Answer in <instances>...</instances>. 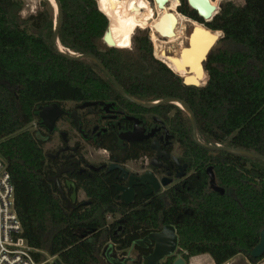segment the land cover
<instances>
[{
	"label": "trees",
	"instance_id": "1",
	"mask_svg": "<svg viewBox=\"0 0 264 264\" xmlns=\"http://www.w3.org/2000/svg\"><path fill=\"white\" fill-rule=\"evenodd\" d=\"M180 1V13L203 22L187 0ZM59 3L58 40L63 48L99 60L133 99L185 103L205 146L220 145L264 157V0H225L221 12L206 23L223 36L221 48L208 56L207 80L201 87L185 86L153 57L147 32L133 37L130 52L107 46L103 36L109 21L96 0ZM209 3L216 9L212 0ZM22 9V0H0V157L14 186L22 236L38 251L34 258L44 262L41 252H45L56 257L51 264H108L102 250L110 240L125 248L138 231L174 224L178 252L186 261L205 254L214 264H225L237 255L256 261L251 251L264 231V162L200 145L192 138L189 115L171 104L158 108L176 109L171 125L186 160L196 167L198 189L192 184L181 193L155 196L149 206L124 216V234L118 238L113 235L116 223H106V214L117 208L101 177L81 184L90 197L87 207L68 210L55 198L45 157L34 134L25 128L37 119L40 107L120 94L94 61L72 60L58 52L53 41L56 15L44 8L23 18ZM200 77L197 65L190 80ZM209 166L223 194L208 190L205 170ZM187 208L191 215L183 214ZM172 263L173 258H168L164 264Z\"/></svg>",
	"mask_w": 264,
	"mask_h": 264
},
{
	"label": "flooded vegetation",
	"instance_id": "2",
	"mask_svg": "<svg viewBox=\"0 0 264 264\" xmlns=\"http://www.w3.org/2000/svg\"><path fill=\"white\" fill-rule=\"evenodd\" d=\"M116 90L120 95L56 104L60 111L46 113L45 120L39 117L42 107L38 108L33 134L45 157L47 180L54 196L68 210L81 205L87 207L90 197L81 184L88 183L95 176L101 177L105 188L113 194L117 208L116 212L106 214V221L118 217L106 223L107 226L116 223L113 235L118 238L124 234L125 215L138 207L149 206L155 196L181 193L189 190L192 184L198 189L200 178L196 167L186 160L185 150L171 125L176 109L158 108L163 104L150 106L158 101L128 98L117 87ZM205 171L209 178L208 190L218 193L214 189L217 186L214 177L213 180L210 177V172L213 176L212 167ZM152 177L157 187L151 182ZM119 188L126 192H120ZM122 194L125 200H130L129 204L122 201ZM192 213L190 208L183 212L184 215ZM181 217L178 215L176 222ZM167 225L175 227L174 224ZM162 228L138 231V237L125 248L110 240L103 247L104 252L102 250L104 260L108 263L107 255L120 262L127 260V264H142L154 246L153 242L149 244L147 241L149 234L160 232ZM169 258H173V263L182 258L187 264L178 248ZM263 259L264 254L254 262L249 260V264H264L261 263Z\"/></svg>",
	"mask_w": 264,
	"mask_h": 264
},
{
	"label": "water",
	"instance_id": "3",
	"mask_svg": "<svg viewBox=\"0 0 264 264\" xmlns=\"http://www.w3.org/2000/svg\"><path fill=\"white\" fill-rule=\"evenodd\" d=\"M56 7H57V11L55 13L56 15V27L54 28V36H53V41H54V45L56 47V49L58 50L59 53H61L62 55H64L66 58L68 59H72V60H78V59H89L94 61L97 65L100 66V68L104 71V73L110 78V80L113 82V84L121 91V93L130 98L122 89L121 87L117 84V82L109 75L108 71L105 69V67L102 65V63L97 60L96 58L92 57V56H87V55H76L74 54H70V51L67 49V51H61L58 47V31H59V27L61 25V6L59 3V0H54ZM154 4H156L157 8L162 10L165 6V4L168 2V0H151ZM187 4L189 6V8L193 11L196 12L197 16L203 21L202 23L195 21L199 24H202L206 27V23L210 22L212 20V18L217 14V9H215L210 3L209 0H187ZM163 17L160 18V20H162ZM191 31L188 34L186 43H182V47L179 53V56L182 57L184 52H187L191 49L192 47V38L196 32L197 27L196 26H191ZM207 28V27H206ZM211 32H218V31H212L210 29H208ZM207 31V32H209ZM222 38L221 34L220 36L213 41V43L211 45H209L208 47H205L201 50V58H200V69L202 71L203 74V78L200 80V85H196V84H190L187 83V79L189 77H191V75H185V76H178L182 79V83L185 86H192V87H201L204 86L206 84H203L204 81L207 80V73L205 71V63L208 59V56L211 52H215L217 50H219L222 46L220 39ZM103 41L104 43L109 46V47H113V41L111 38V34L109 31V26L103 36ZM185 72H190V68L188 66H186L183 69ZM175 73V72H174ZM176 74V73H175ZM176 103L180 105V109L185 111L191 120L192 123V129H193V138L194 140L199 143L202 146H205L204 144H202L201 142H199V140L197 139V135H196V124H195V118L193 113L190 111V109L188 108V106L183 103L182 101L178 100V99H165V100H161L158 102H155L154 104H150V106H157L160 104H173L176 106ZM145 105V104H144ZM178 107V106H177ZM52 110H57L60 111L59 107L56 104H52L49 106H45L40 108V113H39V117L43 120H45V114L52 111ZM49 129L51 130V125L48 126ZM207 149L211 150V151H226V152H231V153H236V154H240L246 157H250L256 160H259L261 162H264V157L260 156V155H256L254 153H249V152H243L240 151L238 149H231L228 147H223L220 145H216V146H205ZM210 170V169H209ZM210 177L213 180V176L210 172ZM152 183L156 184V180L153 179L152 177ZM155 187H157V184L155 185ZM215 191H217L218 193L222 194L223 193V189L215 186L214 187ZM120 192H126L123 188H119L118 189ZM130 195L131 192L129 191ZM122 201L125 204H129L130 200H125L124 199V194L121 195ZM149 240V244H151V242L154 243L153 246V250L151 252V254H149V256L144 258V261L142 264H161V262L165 259V258H169L175 255V252L178 248V236L175 230V227L172 225H166L162 228V230L160 232L157 233H152L149 234L147 241ZM137 244H139L140 242L137 241ZM264 254V231L261 232L260 235V240L259 243L252 249L251 251V256L255 259L260 258L262 255ZM107 261L109 264H127V260H124L122 262L114 260V259H110L107 257ZM173 264H186V262L182 259V258H178L174 261Z\"/></svg>",
	"mask_w": 264,
	"mask_h": 264
},
{
	"label": "bare ground",
	"instance_id": "4",
	"mask_svg": "<svg viewBox=\"0 0 264 264\" xmlns=\"http://www.w3.org/2000/svg\"><path fill=\"white\" fill-rule=\"evenodd\" d=\"M47 1L56 13L57 7L55 1ZM97 2L100 11L109 21V31L113 41V47L115 48L127 47L130 44V36L132 33L137 29L141 30L144 23L152 20L151 9L147 0H97ZM179 3V0H168L162 10L158 9L155 4L157 18L152 20L150 27L148 26L150 32L152 30L155 35H158V37L166 40H172L174 35L178 37L176 28L181 20V17L174 9L175 4L179 6ZM161 17H163L162 20H160ZM187 22L191 24V26H196L197 29L192 38L191 49L184 52L182 57L179 56L180 51L177 56L167 54L169 52L171 53V50L168 49V51H166L163 46H158L157 37H155L154 42L156 45L155 48L158 50L157 58L161 62L165 63V65L173 72L182 77L185 75H192L193 68L197 65L199 67V71H201L199 63L202 47L203 49L208 47L220 36V32H211L208 28L206 29L204 25L193 20L187 19ZM58 47L63 52L67 51V49L63 48L60 43H58ZM70 54L74 53L70 51ZM186 66L190 68V72L188 73L183 70ZM190 78L191 77L187 79V83L200 85V80L203 78V74L202 78L200 77V80L191 81ZM176 106L181 108L177 103Z\"/></svg>",
	"mask_w": 264,
	"mask_h": 264
},
{
	"label": "rangeland",
	"instance_id": "5",
	"mask_svg": "<svg viewBox=\"0 0 264 264\" xmlns=\"http://www.w3.org/2000/svg\"><path fill=\"white\" fill-rule=\"evenodd\" d=\"M147 1H148L149 6H150V9H151L152 20L156 19L157 18L156 6L151 0H147ZM212 1L215 3V7L217 9V14H218L219 12H221L222 3H224L225 0H212ZM22 2H23V9L21 11V16L23 18H26L29 15L34 14L37 10H41V9H44V8L47 9L49 13L53 14V16L55 15L54 9L51 7V5L49 4V2L47 0H22ZM179 2H180L179 6H177V4H175V9H174L182 17L181 20L179 21V24L177 25V28H176V32L178 34V37L174 35L175 37L173 36L172 40H170V39L166 40V39H162V38L158 37V35H155L152 32V30L150 32V29L148 28V26L150 27V24L152 22V20H151L150 22H147V23L143 24V25L146 24L144 26L143 30L142 29L141 30L137 29L135 32H133L132 35L130 36V44L127 47H125V49L124 48H121V49H123L125 51H129V52L132 51L134 49L133 37L134 36H140L144 32H147L148 33V38H149L151 46H152L153 57L156 60L160 61L157 58L158 50L155 48V46H156L155 43H154L155 42V37H157V39H158V41H157V45L158 46H163L166 51H168V49L171 50V53L169 52L167 54H172V55L177 56L179 51H180V49H181V44L182 43H184V44L186 43L188 34L190 33L191 28H192L191 25L187 22V19L193 20V19H191V18H189V17H187V16H185L182 13L179 12L181 1L179 0ZM42 3L45 4L44 7L42 6ZM97 4H98V2H97ZM170 7H172V6H170ZM98 8H99V5H98ZM188 11H190V10L188 9ZM220 34H221V36H223L222 32H220ZM75 54L78 55L77 53H75ZM205 82L206 81H204L203 84H205ZM25 129L28 130L29 132L33 133L34 132V124L33 123L29 124ZM81 198H82V196H81ZM117 218L118 217L116 216V217H114L112 219H107L106 222H112L113 220H115ZM104 250H105V248H104ZM104 250H103V252H104ZM41 253L45 257V261H47V262L54 261L56 259V257L48 256L45 252H41ZM195 259H196V264H214V262L211 259V257L209 255H207V254L191 257V258H189L187 260V264H191L193 262V260H195ZM249 263L250 262H249V260L247 258H245L242 255H238V256L232 258L231 260H229L228 262H226L225 264H249ZM261 263H264V259L261 261Z\"/></svg>",
	"mask_w": 264,
	"mask_h": 264
},
{
	"label": "built area",
	"instance_id": "6",
	"mask_svg": "<svg viewBox=\"0 0 264 264\" xmlns=\"http://www.w3.org/2000/svg\"><path fill=\"white\" fill-rule=\"evenodd\" d=\"M23 229L15 211V193L6 162L0 157V264H45L34 258L22 236Z\"/></svg>",
	"mask_w": 264,
	"mask_h": 264
}]
</instances>
